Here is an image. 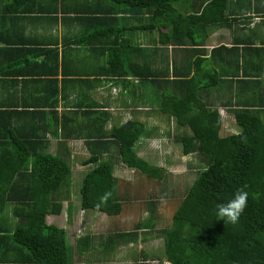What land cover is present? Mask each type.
<instances>
[{"label":"crops","instance_id":"obj_1","mask_svg":"<svg viewBox=\"0 0 264 264\" xmlns=\"http://www.w3.org/2000/svg\"><path fill=\"white\" fill-rule=\"evenodd\" d=\"M5 1L0 0V18L5 10L30 14L0 21V32L11 29L13 41L22 46L9 48L0 42V157L9 151L67 157L73 188L81 185L91 166L86 161L93 155L113 157L114 181L117 169L127 170L118 160L117 147L95 144L111 139L112 128L137 122L153 133L161 130L156 122L174 123L157 112L155 100L173 81L194 79L199 98L219 111L221 136L235 131L233 109L264 101V0H228L222 22L207 23L193 39L180 40L168 38V28L152 21L150 12L102 0ZM187 2L178 8L191 13L195 4ZM153 139L145 137L135 147L148 163L141 156L151 150ZM22 141L31 146H20ZM18 182L9 185L0 178V188L20 186ZM20 198L9 202L0 196V264H27L13 258L30 248L10 240L27 211L21 206L27 201ZM76 203L72 198L62 204L59 215L67 223ZM59 215L49 212L46 224ZM67 232L74 249L77 239L87 237ZM91 240L87 253L74 252V264H119L112 258L92 260L89 252L98 245Z\"/></svg>","mask_w":264,"mask_h":264},{"label":"trees","instance_id":"obj_2","mask_svg":"<svg viewBox=\"0 0 264 264\" xmlns=\"http://www.w3.org/2000/svg\"><path fill=\"white\" fill-rule=\"evenodd\" d=\"M27 1L34 0L5 2L6 5H14ZM102 1L130 11L150 12L152 21L168 28V38L174 40L193 39L207 23L222 22L228 5V0ZM187 1L195 4L191 13H184L178 8ZM2 14L0 21H17V16L30 13L5 10ZM187 32L189 35H186ZM14 34L6 28V31L0 32V42L9 48L14 45V48L22 47L13 41ZM14 51L16 49H12ZM10 58L13 60L15 57L12 55ZM23 59L28 61V58ZM198 90L199 85L191 78L178 83L173 81L166 92L154 97L157 112L166 115L168 120L173 119L176 128L182 130L177 134L176 141L181 145L184 156H197L198 168L169 226L155 231L153 235L163 242L162 258L167 264H264V101L233 109L235 131L221 136L219 111L206 106L199 98ZM154 131L147 130L141 123L128 122L112 128L108 133L111 139H102L103 143L100 140L95 144H113L118 149V160L126 167L150 179L161 180L164 170L138 157L135 150L136 144L143 138L158 134L156 128ZM18 144L31 146H26L25 141ZM17 146L14 145L15 148ZM86 164L91 166L84 173L80 187L73 188L70 184L71 163L67 157L18 155L10 151L0 157V178H5L9 185L16 181L20 185L0 188V196L6 197L9 202L17 200V197L27 201V205H21L27 211L16 224L10 240L15 246L30 249L24 254L20 252L21 258L14 257L15 263L74 264L75 251L78 256L89 251L90 237L77 239L74 249L66 229L45 222L49 212L59 215L63 202L71 203L72 194L76 195L82 211L109 217L121 214L123 201L114 196L113 189V157L93 155ZM238 189H244L249 194L247 207L239 221L236 224L218 221L216 205L228 202ZM106 192L111 195L106 202H101L100 198ZM143 235L145 240L147 234ZM107 239V243L100 244L101 250L98 245L89 252L90 256L96 252L104 255L109 251L110 254L119 249V242L123 246L136 244L138 232H117ZM103 259L106 258H92L94 261Z\"/></svg>","mask_w":264,"mask_h":264},{"label":"rangeland","instance_id":"obj_3","mask_svg":"<svg viewBox=\"0 0 264 264\" xmlns=\"http://www.w3.org/2000/svg\"><path fill=\"white\" fill-rule=\"evenodd\" d=\"M156 125L161 130L150 142L151 150L141 157L147 159L150 165L164 170L161 180L150 179L128 168L123 171L116 168L114 196L123 201L120 215L108 217L97 212L82 211L76 203L77 209L69 223L64 214L51 218L53 225L63 226L72 233L81 232L78 236L94 237V245H99L100 250L103 243H107L109 235L139 230L136 244L123 246L119 242V249L110 254L106 251L104 255L92 253V258L103 257L105 261H111L112 258V262L117 261L119 264H142L143 261H147L146 264H167L162 258L163 242L153 233L171 223L175 210L196 177L198 158L193 154L183 155L181 145L176 141L177 134L182 130H178L174 123L167 125L156 122ZM72 198L77 202L75 194H72ZM143 234H147L145 240Z\"/></svg>","mask_w":264,"mask_h":264},{"label":"clouds","instance_id":"obj_4","mask_svg":"<svg viewBox=\"0 0 264 264\" xmlns=\"http://www.w3.org/2000/svg\"><path fill=\"white\" fill-rule=\"evenodd\" d=\"M110 195V192H106L100 198L101 202H106ZM248 196L249 194L247 191L238 189L228 202L217 204L215 207V215L218 221L236 224L244 209L247 207Z\"/></svg>","mask_w":264,"mask_h":264}]
</instances>
